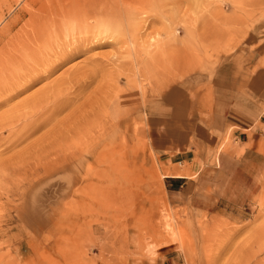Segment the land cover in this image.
<instances>
[{"label":"rangeland","instance_id":"1","mask_svg":"<svg viewBox=\"0 0 264 264\" xmlns=\"http://www.w3.org/2000/svg\"><path fill=\"white\" fill-rule=\"evenodd\" d=\"M46 1L0 0L1 58ZM82 1L91 19L59 18L3 73L0 264H264V115L247 145L223 138L229 174L189 206L145 114L246 34L264 49V0Z\"/></svg>","mask_w":264,"mask_h":264},{"label":"crops","instance_id":"2","mask_svg":"<svg viewBox=\"0 0 264 264\" xmlns=\"http://www.w3.org/2000/svg\"><path fill=\"white\" fill-rule=\"evenodd\" d=\"M262 43L246 34L233 54L215 61L208 73L176 83L147 104L145 114L155 144L184 167L182 177L169 179L189 197V206L197 191L208 190L229 174L232 155L218 152L213 162L223 138L230 134L243 146L259 129L264 115ZM247 150L244 147L242 155Z\"/></svg>","mask_w":264,"mask_h":264},{"label":"bare ground","instance_id":"3","mask_svg":"<svg viewBox=\"0 0 264 264\" xmlns=\"http://www.w3.org/2000/svg\"><path fill=\"white\" fill-rule=\"evenodd\" d=\"M43 1V0H42ZM86 1V0H85ZM82 0H47L46 2L44 3H40L36 8L35 7H32V6H29V9L26 10L27 11V19L26 21L24 22V24L22 25V37H21V40H12L13 42H11L9 40L8 44L10 45V47L7 49V53L4 54V57L2 56V58L0 57V83L2 85V80L4 79L3 77V73H11L13 70H15V68H17L19 66V63H26L27 60L30 61L32 60L33 56H34V52L31 50L32 49V46L34 45V42H38V45L40 46L41 43L43 42H47V40L45 41H42V39H44V37L48 36V34H50V32H53V26H55V24H58V20L59 18L62 17L63 18H68V17H72L74 19H77L79 20L78 23L80 22V20L82 19H91L90 15H87V11L85 10V8L83 7L82 5ZM87 2V1H86ZM128 3V2H127ZM37 4V3H36ZM91 4V3H90ZM91 6V5H90ZM24 14V13H22ZM87 15V16H86ZM97 18V17H96ZM95 18V19H96ZM23 21V20H22ZM73 21V20H72ZM88 21V20H87ZM17 22V21H16ZM95 22V21H94ZM76 23V21H75ZM69 24V23H68ZM73 24V23H72ZM11 25V24H10ZM75 25V24H74ZM95 25V24H94ZM97 25V24H96ZM9 26V25H8ZM14 26V25H13ZM70 26V25H69ZM77 26V25H76ZM107 26V25H106ZM15 27V26H14ZM8 29V28H7ZM11 29V27H10ZM16 29V28H15ZM14 29V30H15ZM21 30V29H20ZM6 32V30H5ZM56 32V31H55ZM74 32V31H73ZM18 33V32H17ZM16 33V34H17ZM6 34V33H4ZM11 34V33H9ZM8 34V35H9ZM56 34V33H55ZM13 35V34H12ZM61 35V34H60ZM17 36V35H15ZM20 37V36H19ZM61 38V36H59ZM68 37V36H67ZM74 38V37H73ZM6 39V38H5ZM3 40H4V37H3ZM1 41H2V38H1ZM77 41V40H76ZM79 41V40H78ZM82 42V41H81ZM94 42V41H93ZM92 42V43H93ZM91 43V42H90ZM44 44V43H43ZM66 44V43H65ZM71 44V43H70ZM69 44V45H70ZM87 44V43H86ZM85 44V45H86ZM89 44V43H88ZM97 44V43H96ZM76 45V44H75ZM94 45V44H93ZM57 46V45H56ZM64 46V45H63ZM61 45V47H63ZM72 46V45H71ZM70 46V47H71ZM81 46V45H80ZM83 46V45H82ZM90 46V45H89ZM59 47V46H58ZM78 47V46H77ZM85 47V46H83ZM57 48V47H56ZM65 48V47H64ZM63 49V48H62ZM61 49V50H62ZM66 49V48H65ZM74 49V48H73ZM84 49H87V48H84ZM58 50V48H57ZM59 50V51H61ZM64 50V49H63ZM62 50V51H63ZM56 51V50H55ZM61 51V52H62ZM73 51V50H72ZM74 51H76L74 49ZM66 52V51H65ZM71 52V51H69ZM68 52V53H69ZM77 52V51H76ZM56 53H60V52H56ZM72 53V52H71ZM53 55V51H52V54ZM63 55V53H62ZM65 55V53H64ZM63 55V58L65 57ZM70 55V53H69ZM50 56V54H49ZM67 56V54H66ZM53 57V56H52ZM51 57V58H52ZM61 57V56H60ZM69 57V56H68ZM46 58V57H45ZM65 59V58H64ZM52 60V59H50ZM49 60V61H50ZM34 61V60H33ZM55 61V60H54ZM58 61V60H57ZM17 62V63H15ZM44 62H48V61H45L44 59ZM53 62V60L51 61ZM43 63V62H42ZM50 63V62H49ZM52 63H50L49 65L48 64H44L45 65H48L47 67H49ZM58 64V63H57ZM53 65H54V62H53ZM52 65V66H53ZM46 67V66H45ZM55 67V66H54ZM42 69L43 68V65H42ZM53 69V67H52ZM23 70V69H21ZM46 70L48 71L49 69L46 68ZM46 73V72H45ZM49 73V72H48ZM47 75V74H46ZM29 76V75H28ZM41 77V75H40ZM38 78V77H37ZM36 78V79H37ZM44 79L46 78L43 77ZM42 78V79H43ZM41 80V79H40ZM30 83V82H29ZM24 86V85H23ZM31 86V85H30ZM26 87V86H25ZM21 88V87H20ZM8 89V88H7ZM44 94V93H43ZM48 94V93H47ZM46 94V95H47ZM49 95V94H48ZM42 96V95H41ZM40 96V97H41ZM47 97V96H46ZM42 98H45L42 96ZM51 98V97H50ZM35 99V98H34ZM33 99V100H34ZM41 99V98H40ZM39 99V100H40ZM43 100V99H42ZM40 100V101H42ZM46 101V100H45ZM33 102V101H32ZM36 102V101H34ZM33 102V103H34ZM39 102V101H38ZM49 102V101H47ZM28 103V102H26ZM32 103V104H33ZM37 103V102H36ZM31 105V103H29ZM35 104V103H34ZM41 104V103H40ZM44 104V103H42ZM48 104V103H47ZM46 104V105H47ZM46 105H43V106H46ZM49 105V104H48ZM31 107V106H30ZM38 107V106H37ZM42 107V106H41ZM40 107V108H41ZM22 108V107H21ZM35 108V107H33ZM39 108V109H40ZM44 108V107H43ZM15 112V111H14ZM13 112V113H14ZM18 112V111H17ZM16 112V113H17ZM11 114V113H10ZM8 116V114H7ZM13 116V114H12ZM11 116V118H12ZM18 116V114H17ZM16 116V117H17ZM23 116V115H22ZM31 117V116H30ZM14 118V117H13ZM12 118V120H13ZM18 118V117H17ZM16 118V119H17ZM25 118V117H24ZM27 118V117H26ZM1 119V118H0ZM8 119V118H7ZM10 119V118H9ZM15 119V118H14ZM28 121V120H27ZM17 122V120H16ZM5 123V122H4ZM22 123V122H21ZM15 124V121H8L5 126H9V128ZM19 124V123H18ZM37 124V123H36ZM1 125V124H0ZM7 126V127H8ZM2 127H4L2 125ZM14 128V127H13ZM28 134V133H27ZM11 135V134H10ZM39 151V150H38ZM178 177H181L182 175H177Z\"/></svg>","mask_w":264,"mask_h":264}]
</instances>
